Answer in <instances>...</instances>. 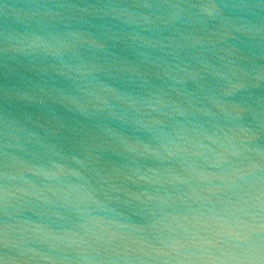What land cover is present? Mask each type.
Masks as SVG:
<instances>
[{"label":"water","instance_id":"95a60500","mask_svg":"<svg viewBox=\"0 0 264 264\" xmlns=\"http://www.w3.org/2000/svg\"><path fill=\"white\" fill-rule=\"evenodd\" d=\"M0 264H264V0H0Z\"/></svg>","mask_w":264,"mask_h":264}]
</instances>
